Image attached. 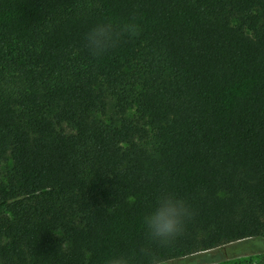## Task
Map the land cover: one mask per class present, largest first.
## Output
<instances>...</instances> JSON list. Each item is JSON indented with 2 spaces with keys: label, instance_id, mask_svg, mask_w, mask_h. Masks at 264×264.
Returning <instances> with one entry per match:
<instances>
[{
  "label": "trees",
  "instance_id": "16d2710c",
  "mask_svg": "<svg viewBox=\"0 0 264 264\" xmlns=\"http://www.w3.org/2000/svg\"><path fill=\"white\" fill-rule=\"evenodd\" d=\"M108 20L139 35L94 56ZM163 190L196 215L159 263L264 244V0H0V264H139Z\"/></svg>",
  "mask_w": 264,
  "mask_h": 264
},
{
  "label": "clouds",
  "instance_id": "9594fccd",
  "mask_svg": "<svg viewBox=\"0 0 264 264\" xmlns=\"http://www.w3.org/2000/svg\"><path fill=\"white\" fill-rule=\"evenodd\" d=\"M139 32V26L133 21L123 24L111 20L101 21L85 33V46L94 56L99 57L117 47L125 37L134 38ZM195 215V210L185 197L172 191H161L155 205L142 217L149 244L139 249V264H159L151 245L155 244L158 248L171 247L185 234ZM104 264H138L137 252L112 253Z\"/></svg>",
  "mask_w": 264,
  "mask_h": 264
},
{
  "label": "rangeland",
  "instance_id": "374dc122",
  "mask_svg": "<svg viewBox=\"0 0 264 264\" xmlns=\"http://www.w3.org/2000/svg\"><path fill=\"white\" fill-rule=\"evenodd\" d=\"M231 22L233 25H236V18H232ZM113 103L112 100H109L108 108L102 117L103 120H108L112 117ZM64 131L70 133L68 128H64ZM260 241L263 240L260 239ZM243 245L244 243L241 242L218 248L214 251L193 255V257H185L180 261L168 260L160 262L159 264H264V244L254 242L253 245ZM232 248L234 249L232 250Z\"/></svg>",
  "mask_w": 264,
  "mask_h": 264
}]
</instances>
